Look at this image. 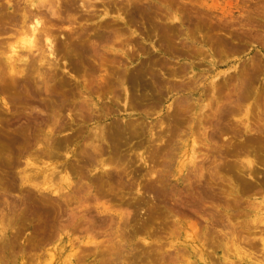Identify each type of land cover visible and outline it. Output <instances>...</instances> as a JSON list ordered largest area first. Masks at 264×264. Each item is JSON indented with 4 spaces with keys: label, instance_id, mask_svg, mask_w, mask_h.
Instances as JSON below:
<instances>
[{
    "label": "rangeland",
    "instance_id": "1",
    "mask_svg": "<svg viewBox=\"0 0 264 264\" xmlns=\"http://www.w3.org/2000/svg\"><path fill=\"white\" fill-rule=\"evenodd\" d=\"M34 1L0 0V264H264V0ZM32 12L60 49L12 76Z\"/></svg>",
    "mask_w": 264,
    "mask_h": 264
},
{
    "label": "bare ground",
    "instance_id": "2",
    "mask_svg": "<svg viewBox=\"0 0 264 264\" xmlns=\"http://www.w3.org/2000/svg\"><path fill=\"white\" fill-rule=\"evenodd\" d=\"M39 1V0H38ZM42 1V0H41ZM86 2V1H85ZM87 2H88V0H87ZM86 2V3H87ZM14 3H15V1H14ZM89 3V2H88ZM87 3V4H88ZM4 4V3H3ZM5 4H6V2H5ZM18 4V3H17ZM28 4V3H27ZM44 3L42 2V3H39V2H35L34 0H31V5L33 6V7H35L36 9H38L36 6H42ZM45 4H46V2H45ZM48 4H49V1H48ZM7 5H8V7L10 8V7H12V6H14L13 5V3H11L10 1H8L7 2ZM15 5H16V3H15ZM89 5V4H88ZM20 6V5H19ZM49 6V5H48ZM3 7H5L6 8V5H3ZM3 7H2V9H3ZM16 7H17V5H16ZM51 7V6H50ZM15 7H13V9H14ZM20 8H21V6H20ZM19 8V9H20ZM25 8V7H24ZM17 9V8H16ZM27 9V8H26ZM25 9V10H26ZM18 10V9H17ZM21 10V9H20ZM24 10V12H26ZM19 11V10H18ZM38 11H39V9H38ZM6 12V11H5ZM13 12H11V16L14 14V13H16V11L12 14ZM35 13V12H34ZM37 13V12H36ZM1 14V13H0ZM5 14V13H4ZM38 14H39V12H38ZM38 14H33V12H32V16L30 17V18H33V20H31L30 21V23L28 24V25H26L27 26V28H25L24 29V27H22L23 28V30L21 29V31L19 32V40H20V42H19V45L17 46V47H13L12 49H11V52H10V54L8 55V57H7V60H8V64H9V72H13L14 71V69H16L17 70V68H15V62L17 61V60H22V61H26L27 59V57H26V55H27V53H30L31 54V52H32V50L33 49H35L36 50V52H38L37 50H39V49H42V48H40V46H36V43H37V41H36V39H35V37H36V34L37 33H43V36H42V38H43V40H45L44 41V43H45V48L44 49H46L47 50V56L49 57V56H53L54 55V50H56L55 48L57 47H54V43H53V41H52V39L50 38V36L47 34V32L44 30V31H40V29H39V27L42 29V21H41V17L38 15ZM9 16H7L8 17V19H10L9 17H11L10 16V14H8ZM3 16V15H2ZM1 17V16H0ZM13 19L14 20H16V17L13 15ZM20 17V16H19ZM23 18H25V15L23 14ZM30 18H28V19H30ZM176 18V17H175ZM0 19H2V18H0ZM5 19V18H4ZM3 20V19H2ZM17 21H18V19H17ZM23 21H24V19H23ZM28 22V21H27ZM27 22H26V24H27ZM25 23V22H24ZM22 26V25H21ZM20 26V27H21ZM40 33V34H41ZM98 34V37L99 38H101L102 36L101 35H99V34H101V33H97ZM42 35V34H41ZM95 35V34H94ZM37 37H38V35H37ZM39 37H40V35H39ZM38 37V38H39ZM39 39H41V37L39 38ZM94 39H95V37H94ZM99 40V39H98ZM162 41V40H161ZM163 42V41H162ZM79 43V42H78ZM69 44V43H68ZM55 45H57V44H55ZM162 45V44H161ZM167 45V44H166ZM43 46H44V44H43ZM64 47V46H63ZM83 47V46H82ZM165 47V46H164ZM167 47V46H166ZM23 49L25 52H20V51H18V50H16V49ZM73 48V47H72ZM75 48V47H74ZM43 49V50H44ZM58 49H60V48H58ZM57 49V50H58ZM76 50H80V49H77V48H75ZM83 49L84 50H87V48L85 47H83ZM46 50H44V51H46ZM57 50H56V52H57ZM34 51V50H33ZM42 51V50H41ZM44 51H43V54L42 55H44ZM75 51V50H74ZM81 52L83 51V50H80ZM168 51V50H167ZM35 52V51H34ZM73 52V51H72ZM77 52V51H76ZM80 52V53H81ZM84 52V51H83ZM89 52V51H88ZM33 53V52H32ZM42 53V52H41ZM61 53V52H60ZM78 53H79V51H78ZM85 53V52H84ZM83 53V54H84ZM87 53V52H86ZM36 54V53H35ZM34 54V55H35ZM37 54H40V50H39V52L37 53ZM63 54H65V53H63ZM73 54V53H72ZM40 56V57H38L39 58V60H40V62H42L43 63V61L44 60H46L47 61V63L50 65V66H48V68L49 67H52L51 66V64H52V62L49 60V58L48 59H45V56ZM56 55V54H55ZM67 55V54H66ZM28 56V55H27ZM39 56V55H38ZM36 57V56H35ZM35 57H34V59H35ZM71 57V56H70ZM47 58V57H46ZM56 58V57H55ZM68 58V57H67ZM33 59V58H32ZM52 59V58H51ZM36 60V59H35ZM73 61V60H72ZM29 62V66H30V61H28ZM39 62V61H38ZM45 62V61H44ZM69 63H71L70 65H74V61L73 62H69ZM47 65V64H46ZM17 66V65H16ZM31 67V66H30ZM56 66L54 65V68H55ZM14 68V69H13ZM27 68H28V66H27ZM53 68V69H54ZM29 69V68H28ZM65 69V68H64ZM137 69V68H136ZM138 70V69H137ZM137 70H135L134 69V71L135 72H132L133 71V68H132V71H130V72H132L131 74H130V76H129V80H130V82H131V84L133 83V81H135V79H138V76H141V75H138L137 74V72H140V71H137ZM19 72V71H18ZM17 72V73H18ZM15 74H16V72H14ZM14 73H12V76L14 75ZM21 73H22V70H21ZM10 74V73H9ZM128 74V75H129ZM12 76H10L11 78H12ZM15 76V75H14ZM14 78V77H13ZM12 80V79H11ZM14 80V79H13ZM129 80H127V81H129ZM140 80V79H139ZM139 80H137V81H139ZM129 82V83H130ZM213 82V81H212ZM139 83H140V81H139ZM130 84V85H131ZM132 85H134V83L132 84ZM131 85V86H132ZM142 85V84H141ZM4 86H6V88H7V85H3V86H1V88L2 87H4ZM143 86V85H142ZM9 90V89H8ZM1 100H2V102L3 103H5V100H4V98H0ZM128 99V98H127ZM178 103H180V102H178ZM6 104V103H5ZM129 115V114H128ZM159 120V119H158ZM161 121V120H160ZM159 123V122H158ZM161 124V123H160ZM118 125V124H117ZM126 125V124H125ZM103 127V126H102ZM113 127H115V126H113ZM98 128H100V127H98ZM115 128H117V129H113L114 131H109V133L111 132L112 134H114V135H117L118 133L117 132H119L120 130V127H119V129H118V126H116ZM250 128V127H249ZM252 128V127H251ZM19 129V131L16 133V130L17 129H15L14 130V132H15V134H13V136H11L10 134V138L12 137V141H11V139L9 138V137H6V138H8L9 139V141H11L12 142V146H13V141H19V139H20V137L24 134L23 132H24V129L22 130V131H20V128H18ZM111 129V128H110ZM111 129V130H112ZM102 130V129H101ZM119 130V131H118ZM249 130H251V129H249ZM101 132V131H100ZM96 133V132H95ZM104 133V132H103ZM103 133H101V135H100V133H99V135L100 136H102L103 135ZM110 133V134H111ZM22 134V135H21ZM98 134V133H97ZM109 134V135H110ZM111 134V135H112ZM98 136V135H97ZM1 137V136H0ZM6 138H5V140H6ZM22 138V137H21ZM102 138H103V136H102ZM20 140H23V139H20ZM8 141V140H7ZM10 142V143H11ZM94 142V141H93ZM9 143V144H10ZM15 143V142H14ZM191 143H193L192 141H191ZM10 145V146H11ZM100 145V144H99ZM16 146V144L13 146V147H11L12 149L14 148ZM98 146V145H97ZM95 147H96V144H95ZM192 147V146H191ZM10 148V149H11ZM94 148V147H93ZM15 149V148H14ZM99 149V148H98ZM252 149V148H251ZM92 150H94V149H92ZM253 150V149H252ZM99 151V150H98ZM12 152H14V151H12ZM100 152H101V150H100ZM20 154H21V152H20ZM92 154V153H91ZM95 154V153H94ZM67 155V154H66ZM69 155V154H68ZM97 155H98V153H97ZM91 157V156H90ZM191 158V157H190ZM196 161V160H195ZM88 162V161H87ZM92 162V161H91ZM244 162V161H243ZM243 162H241V163H243ZM45 163V162H44ZM49 163V162H48ZM102 164H103V162H101ZM253 163H255L254 161H250L249 159L247 160V162H246V166L248 167V172H249V170H252V168H254L255 166H254V164ZM46 164H47V162H46ZM53 164V163H52ZM96 164V163H95ZM105 165V164H104ZM239 165V164H238ZM241 165V168H243V170H244V167H242V164H240ZM244 165V166H245ZM103 166V165H102ZM65 167V166H64ZM67 167H68V165H67ZM201 167V166H200ZM47 169H49V171H46V173H43V179H42V186L41 187H39V189H47V190H49V191H51V192H57V191H60L59 190V188L58 189H54V187H53V178H51V176H52V169H55L56 168V166H55V168H53V165H48L47 167H46ZM64 169V168H63ZM67 169V168H66ZM70 169H71V167H70ZM69 169V170H70ZM106 169V168H105ZM104 168H103V170H105ZM245 169H247V168H245ZM256 169V168H255ZM56 170V169H55ZM65 170V169H64ZM68 170V169H67ZM107 170V169H106ZM108 170H109V166H108ZM107 170V171H108ZM110 170H111V168H110ZM200 170H202V169H200ZM199 170V171H200ZM241 170V169H240ZM59 172V171H58ZM63 172V171H62ZM61 172V173H62ZM251 172H253V171H250L249 173L252 175V173ZM56 173H57V171H56ZM108 173V172H107ZM110 173V172H109ZM108 173V174H109ZM201 173L202 172H200V173H198V175L200 174L201 175ZM248 173V174H249ZM63 174V173H62ZM254 174V173H253ZM12 175H14V174H12ZM36 175V174H35ZM56 175V174H55ZM202 175L204 176V174L202 173ZM243 175V174H242ZM30 176V175H29ZM70 176V175H69ZM245 176V175H244ZM38 177V176H37ZM237 177V176H236ZM239 177H240V175H239ZM16 178V177H15ZM28 177L27 176H23V177H21V180H23L24 182L26 181L25 179H27ZM62 180H66V181H68V180H70L69 179V177H68V174H67V172L65 171L64 172V174L63 175H61V177H60ZM250 178H251V176H250ZM37 179V178H36ZM54 179H56V178H54ZM32 180H35V179H32ZM38 180H41V177H40V179H37V181ZM60 180V179H59ZM244 180V179H243ZM249 180V179H248ZM18 181H19V179H18ZM22 181V182H23ZM247 181V180H246ZM246 181H244L245 183H246ZM254 181V180H253ZM260 181V180H259ZM32 182V181H31ZM244 182H243V184H244ZM250 182H251V180H250ZM255 182V181H254ZM259 183V182H258ZM262 184V183H261ZM70 185H72V184H70ZM74 186H76V185H74ZM248 186H250V184L249 185H247V187ZM253 186V185H252ZM66 187V186H65ZM72 187V186H71ZM236 187V186H235ZM250 188V187H249ZM248 188V189H249ZM81 189V188H80ZM251 189H253V188H251ZM261 189V188H260ZM259 190V189H258ZM262 190V189H261ZM36 191V190H35ZM34 191V192H35ZM39 191V190H38ZM78 191V190H77ZM249 191V190H248ZM36 194V193H35ZM42 194H44V193H42ZM56 194V193H55ZM37 195V194H36ZM35 195V196H36ZM54 195V194H53ZM64 195H66V194H64ZM45 196V195H44ZM57 196V195H56ZM37 197V196H36ZM36 197H34V198H36ZM42 197V196H41ZM54 197V196H53ZM52 197V198H53ZM65 197V196H64ZM47 198V197H46ZM39 200V199H38ZM52 200V199H51ZM54 200V199H53ZM53 200L52 201H50V202H53ZM36 201V200H35ZM39 202V201H38ZM49 202V203H50ZM53 204V203H52ZM230 224V223H229ZM118 227V226H117ZM245 229H246V227H245ZM245 229H244V231H245ZM248 230V229H247ZM254 230V229H253ZM17 232V231H16ZM250 232H252V231H250ZM5 233V232H4ZM118 233V232H117ZM247 233H249L248 231H247ZM252 234V233H251ZM3 235V234H2ZM1 235V236H2ZM244 237V236H243ZM249 238V237H248ZM243 239V238H242ZM247 240V239H246ZM145 241V240H144ZM86 242H87V240H86ZM93 242V241H92ZM250 242V241H249ZM254 242V241H253ZM145 243V242H144ZM143 243V244H144ZM250 245V244H249ZM253 245V244H252ZM148 246V245H147ZM256 246V245H255ZM148 247H151V246H148ZM115 248V247H114ZM132 249H133V247H132ZM109 253H111V252H109ZM75 255H76V253H75ZM118 255V254H117ZM122 259V258H121ZM124 260V259H123ZM51 262V261H50ZM121 262V261H120ZM124 262H125V260H124ZM264 262V261H263ZM122 263V262H121ZM106 264V263H105Z\"/></svg>",
    "mask_w": 264,
    "mask_h": 264
}]
</instances>
